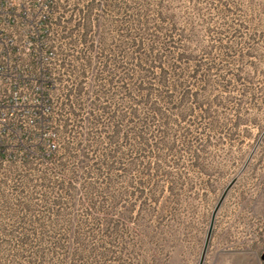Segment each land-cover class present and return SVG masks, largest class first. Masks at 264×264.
Listing matches in <instances>:
<instances>
[{"label":"rangeland","instance_id":"374dc122","mask_svg":"<svg viewBox=\"0 0 264 264\" xmlns=\"http://www.w3.org/2000/svg\"><path fill=\"white\" fill-rule=\"evenodd\" d=\"M152 2L178 49L140 62L115 52L114 0H0L45 80L0 135V263L39 234L46 264H264V0Z\"/></svg>","mask_w":264,"mask_h":264},{"label":"trees","instance_id":"16d2710c","mask_svg":"<svg viewBox=\"0 0 264 264\" xmlns=\"http://www.w3.org/2000/svg\"><path fill=\"white\" fill-rule=\"evenodd\" d=\"M112 6L115 18L114 43L116 44V53L124 56L123 52L132 51V56H134L136 59L139 58L140 62H142L145 60V58H147V55H150L151 52H154L155 45H158L166 56L168 53L175 54V51L178 49V39L176 37L178 35L174 29V14L172 15L163 13L162 10L158 8L159 3L157 2L154 4L152 0H114ZM151 17L156 20L155 23L150 21ZM121 23H123L122 27H124V25L125 27L122 28V32L120 33L119 24ZM147 38L150 40V42H152H149V51H146V48H143L145 45V39ZM116 56L118 57V54ZM117 57L114 59L115 64L119 62V58ZM116 67L120 68L121 66L120 64H117ZM144 69L145 68H140L139 70L132 71L131 78L133 81L135 80V83H130V85L131 90L133 86H136V91L143 92L145 95L147 93L148 95V93L151 91V88L144 79L145 74L148 72ZM47 84L51 90L55 88V83L53 78H51V75L49 76ZM128 90H130L129 86ZM66 102V105L69 102L73 103L68 94L66 96ZM199 145H202V143ZM1 147L3 150L5 146ZM54 153L55 152H52L48 156L46 154H42L39 155V157L49 159ZM28 157L29 155L26 153L23 154L22 159L27 161ZM0 158H4L3 152H0ZM36 237H39L37 243L39 247L36 250L34 249L31 251L33 256H30L29 261H26L25 264H46V260L52 258L53 256L55 242H53L50 246L44 247L41 243L43 236L38 234ZM27 240V235H24L22 243L28 244ZM27 246H29V244ZM16 264L22 263L17 262Z\"/></svg>","mask_w":264,"mask_h":264},{"label":"built area","instance_id":"2783aa9c","mask_svg":"<svg viewBox=\"0 0 264 264\" xmlns=\"http://www.w3.org/2000/svg\"><path fill=\"white\" fill-rule=\"evenodd\" d=\"M21 51L0 34V135L14 131L8 120L21 117L22 111L29 112L28 104L34 92L38 95L37 102L43 101L44 70L35 73L32 61H24ZM32 123H40L39 118ZM1 141L5 146V140Z\"/></svg>","mask_w":264,"mask_h":264},{"label":"water","instance_id":"95a60500","mask_svg":"<svg viewBox=\"0 0 264 264\" xmlns=\"http://www.w3.org/2000/svg\"><path fill=\"white\" fill-rule=\"evenodd\" d=\"M217 208H218V206L216 207V209ZM213 221H214V217L212 218V223H213ZM210 235H211V229L209 230V233H208V236H207V240H206V243H205V248H204V251H203L202 258L204 257V254H205V251H206V247L208 245V241H209ZM262 259L264 260V253L262 255Z\"/></svg>","mask_w":264,"mask_h":264}]
</instances>
